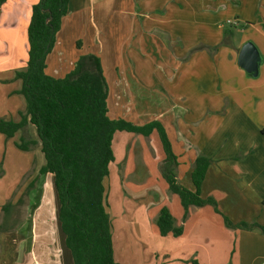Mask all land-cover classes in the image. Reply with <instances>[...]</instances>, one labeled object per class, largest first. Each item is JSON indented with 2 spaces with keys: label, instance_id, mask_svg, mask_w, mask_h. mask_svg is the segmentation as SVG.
I'll list each match as a JSON object with an SVG mask.
<instances>
[{
  "label": "crops",
  "instance_id": "1",
  "mask_svg": "<svg viewBox=\"0 0 264 264\" xmlns=\"http://www.w3.org/2000/svg\"><path fill=\"white\" fill-rule=\"evenodd\" d=\"M36 2L0 5V118L5 120L18 121L25 111L24 97L15 93L21 81L14 76L27 59V27ZM247 40L262 58L257 77L236 64ZM86 54L100 59L109 118L135 125L158 120L177 156L180 184L194 189L190 173L203 153L212 162L201 196H213L234 223L264 225V0H69L45 71L61 78ZM27 129L34 127L27 124L8 139L0 133V151L12 149L28 159L31 147L17 146ZM111 146L114 160L104 186L118 264H264V234L258 229L227 228L210 205L190 206L182 222L179 197L168 190L159 170L164 152L155 130L148 136L115 131ZM36 160L38 175L43 162ZM31 163L17 168L0 211L15 203L8 200ZM113 171L112 198L108 180ZM37 178L27 216L13 227H0V264H73L58 220L54 176ZM162 206L170 210L175 227L182 225L180 235H160L156 217ZM119 218L127 220L123 227ZM127 231L140 242L134 262L123 256ZM154 240L162 245L149 244Z\"/></svg>",
  "mask_w": 264,
  "mask_h": 264
},
{
  "label": "trees",
  "instance_id": "2",
  "mask_svg": "<svg viewBox=\"0 0 264 264\" xmlns=\"http://www.w3.org/2000/svg\"><path fill=\"white\" fill-rule=\"evenodd\" d=\"M6 0H0V5ZM69 0H38L32 5L27 27V59L15 71L21 81L15 93L25 99V111L18 121L0 118V133L8 139L31 124L44 162L38 175L54 176L59 211L58 220L64 242L73 264H118L113 257L112 222L106 209L105 180L109 163L114 160L112 138L115 131H128L148 136L155 130L160 139L164 159L159 163L168 190L178 195L183 207L182 222L189 216V207L210 205L223 218L227 228L258 229L264 225L255 220L232 222L220 209L213 196H201L200 187L212 159L199 153L190 173L193 190L177 180V156L168 135L158 120L135 125L125 119L109 118L106 98L108 85L100 59L94 54L80 56L73 69L61 78L46 73V56L52 50L55 35L66 15ZM225 41H222V44ZM21 137L17 144L28 149ZM9 203L2 206L8 208ZM156 225L160 235L182 233V225H173V216L166 206L159 209ZM192 264H198L192 261Z\"/></svg>",
  "mask_w": 264,
  "mask_h": 264
},
{
  "label": "rangeland",
  "instance_id": "3",
  "mask_svg": "<svg viewBox=\"0 0 264 264\" xmlns=\"http://www.w3.org/2000/svg\"><path fill=\"white\" fill-rule=\"evenodd\" d=\"M235 30V29H234ZM236 31V30H235ZM69 53V52H66ZM32 133V134H30ZM23 135V136H22ZM21 137L24 139V141L29 142L28 148L31 152V154L28 155V159L24 160V158H18V156L15 154V152L10 149L5 152V148H2L0 151V179L3 177L4 183H0V199L3 197L5 194L4 189L10 186L11 183H13L16 178H17V168L20 166H23L26 164V162L30 165L32 159V165L31 167L26 170L22 176L19 179V182L17 186L15 187L14 191L12 192V195L8 201H13L15 200V203L8 207L4 210L2 209L0 211V227L4 228H9L13 227V225H16V223L20 219H24L27 215V210L26 206L28 203V195L32 193V190L35 187L36 181H37V172H36V167H37V160L36 158L39 157L42 162H44L43 156L39 150V146H37V138L34 130L32 132H21ZM20 137V138H21ZM20 142V141H19ZM36 151L35 153L32 154V152ZM110 182V183H109ZM108 184H110V191H109V196L112 198L114 197V189H116L115 186V174L113 171V178L108 180ZM33 188V189H32ZM112 200V199H111ZM111 202V201H110ZM113 223L115 221L114 215H112ZM120 223L122 222V227L123 224L127 221L125 218H119ZM126 237V243L123 244V256H126V259L128 261L134 262L136 260V249L138 245L140 244L139 240L136 238L135 235L129 233L125 234ZM149 244L153 243L154 247L161 246L162 244L159 243L158 240L154 241H148ZM133 256V257H132ZM148 255L145 253L144 254V259H147ZM182 262L183 261H179Z\"/></svg>",
  "mask_w": 264,
  "mask_h": 264
},
{
  "label": "water",
  "instance_id": "4",
  "mask_svg": "<svg viewBox=\"0 0 264 264\" xmlns=\"http://www.w3.org/2000/svg\"><path fill=\"white\" fill-rule=\"evenodd\" d=\"M262 61L260 52L254 42H243L238 50L236 64L250 77H257L259 65Z\"/></svg>",
  "mask_w": 264,
  "mask_h": 264
}]
</instances>
